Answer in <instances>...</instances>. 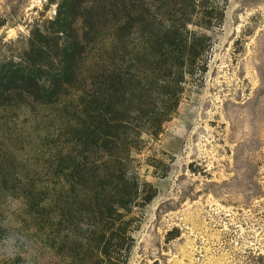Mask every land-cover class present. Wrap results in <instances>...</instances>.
Segmentation results:
<instances>
[{"label":"rangeland","instance_id":"1","mask_svg":"<svg viewBox=\"0 0 264 264\" xmlns=\"http://www.w3.org/2000/svg\"><path fill=\"white\" fill-rule=\"evenodd\" d=\"M64 2L0 0V264L264 256V0H82L65 21ZM77 39L74 83L50 84ZM90 88L127 114L132 196L111 215L114 183L73 173L112 167L72 131Z\"/></svg>","mask_w":264,"mask_h":264},{"label":"trees","instance_id":"2","mask_svg":"<svg viewBox=\"0 0 264 264\" xmlns=\"http://www.w3.org/2000/svg\"><path fill=\"white\" fill-rule=\"evenodd\" d=\"M79 2L82 0H65L63 7L65 8V16L63 17L64 21L66 20V16L71 14L73 7L72 6L75 2ZM62 30H65L64 26L61 25ZM64 28V29H63ZM153 33H155L153 31ZM154 36H158L160 39L162 38V31L158 30ZM165 37H168L167 34H164ZM174 37L173 34H170V37ZM80 44L82 41L76 40V42L68 43L63 48L65 53V58L59 61L58 67L60 68L57 71L56 75L50 76V84L52 85H64L69 86L74 83L75 78V67H74V54L77 51L78 47L81 48ZM159 47L163 46L161 43ZM83 47V46H82ZM30 72L32 71H25L23 75L24 81L30 82L33 81L36 84V92L38 96L46 102L47 100L50 102L52 97L57 95L58 91L49 90V88L45 89L42 85V77L39 75H33ZM110 86V85H109ZM113 92L108 97L102 98V93L98 92L96 89L90 88L86 94L84 99V107L82 109V119L77 118L74 125L72 126L73 134H75L76 143L80 146H88V148L92 149H102L106 151L108 156L109 153L112 152L110 162L112 163V167L108 168L105 173L101 174L98 178H93L95 175L90 172L91 169L85 170L80 169L78 171H73V173H78V176L83 182H91L96 183L98 181L105 182L107 184L114 183V189H117V193L111 197L112 199L109 200L107 195L104 192H101L103 196L101 202V206L98 207L99 214H114L119 208H125L130 203L131 194L129 192V183L130 179L126 174V156L123 155L122 151L123 146L122 143L126 140V131L128 127V123L126 122L125 113L119 110L113 103L112 98ZM126 142V141H125ZM96 149V150H97ZM113 151L115 153H113ZM93 154L92 151L86 150L85 154ZM79 158L82 161L80 155H76L75 153L71 154L67 158L68 164L74 167H80V162H76ZM85 164V163H83ZM92 175V176H91ZM99 195V194H97ZM93 197H91L92 199ZM30 200V198H29ZM262 255L257 254L256 256H252L248 264H264L261 261L263 260ZM252 261V262H251Z\"/></svg>","mask_w":264,"mask_h":264}]
</instances>
